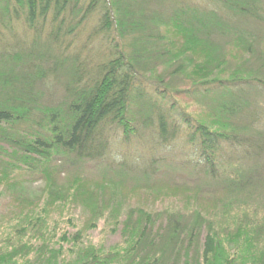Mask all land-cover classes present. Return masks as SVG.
<instances>
[{
    "label": "trees",
    "instance_id": "obj_1",
    "mask_svg": "<svg viewBox=\"0 0 264 264\" xmlns=\"http://www.w3.org/2000/svg\"><path fill=\"white\" fill-rule=\"evenodd\" d=\"M134 1L0 0V181L52 187L65 164L93 162L141 170L148 188L160 157L138 145L180 144L181 168L209 181L194 197L217 184L219 213L130 207L105 250L80 231L48 239L32 210L15 230L38 243L21 238L0 264H264V2L176 0L163 12ZM117 140L138 155L114 157ZM80 179L76 193H89Z\"/></svg>",
    "mask_w": 264,
    "mask_h": 264
},
{
    "label": "rangeland",
    "instance_id": "obj_2",
    "mask_svg": "<svg viewBox=\"0 0 264 264\" xmlns=\"http://www.w3.org/2000/svg\"><path fill=\"white\" fill-rule=\"evenodd\" d=\"M178 1L184 4L212 6L216 0ZM260 1L264 2V0ZM175 2L176 0L134 1L135 4L138 3L163 12L171 11L180 5ZM250 26L255 28L256 23H252ZM262 46L264 47V43ZM58 90L60 91L59 88ZM59 91L58 93H61ZM257 99L264 103L263 96H259ZM184 102L190 103L191 108L188 109L192 114L198 112V106L191 100ZM257 126L262 131L264 130V114ZM134 145L135 142L130 143L129 147L131 148L128 147V149L120 143V140H117V147L113 148L114 157L117 156L120 159L125 150L135 151ZM151 145L152 142L149 140L138 145L139 154L143 157L148 154L160 157V167L155 171L151 170L155 174L154 176L159 175L160 177H154L148 188L146 185L149 179L144 178L141 170L130 171L128 166L124 165H117L113 168L114 165L111 169L106 168L103 164L93 162L81 163L74 167L65 164L60 168L52 187H49L45 179L40 176L14 174L10 180L0 181V253L7 248L11 249L21 241V238L25 242L38 243L37 238H33L30 232L26 231V235L21 237L15 230L22 221L27 220L32 210L46 217L47 224L44 225L43 232L48 239L52 236L57 239L64 233L74 235L80 231L85 242H91L105 250L122 241L121 227L119 229L118 226L130 207H141L160 212L171 207L188 211L189 205H196L207 209L206 213L210 217L214 212L219 213L216 208L218 209L220 204L218 205L213 200L215 198L213 191L220 193L217 184L213 183L209 189L202 185L203 190L200 189L199 195L194 197L197 188H200L194 183L200 184L202 181H209L198 177L191 170L181 168L185 152L181 149L180 144L166 151L160 147L157 149L155 144L152 153H150ZM133 155L137 156L138 154L135 151ZM129 164L136 166V163L133 162H129ZM138 169H141L140 166ZM77 175L81 178L82 187L89 193L82 189L76 193L77 184L73 178ZM103 182H108L104 193L106 199L109 202L116 198L114 205L121 206L119 212L115 206L110 204L104 203V207L100 208L99 201L103 200V193L99 188ZM195 189L196 191H194ZM61 200L66 202H55ZM114 213L117 214V217H114ZM212 218L217 222L222 220L221 216ZM40 224L42 223L40 222Z\"/></svg>",
    "mask_w": 264,
    "mask_h": 264
}]
</instances>
